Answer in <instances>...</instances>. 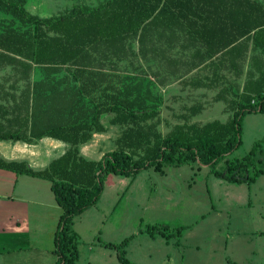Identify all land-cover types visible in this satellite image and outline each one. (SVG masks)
I'll list each match as a JSON object with an SVG mask.
<instances>
[{"label":"trees","instance_id":"obj_1","mask_svg":"<svg viewBox=\"0 0 264 264\" xmlns=\"http://www.w3.org/2000/svg\"><path fill=\"white\" fill-rule=\"evenodd\" d=\"M29 1L0 0V12L10 16V23L0 24V68L11 67L7 80L13 87L12 93L0 91V141L32 144L50 138L67 149L40 170L0 156V170L50 183L62 209L54 234L55 264H75L73 220L97 203L108 174L134 179L145 169L163 175L166 166L195 163L230 184H253L264 175L255 159L256 144L244 157L230 158L242 145L244 117L264 114V2L105 0L40 18L25 9ZM181 40L192 48L184 66L205 72L189 84L214 90L222 83L214 100L224 102L232 116L226 122L190 124V117L203 110L193 105L182 115L184 122L163 135L158 130L161 97L140 87H115L106 68L116 71L121 62L134 67L138 58L158 52L153 41ZM35 71L44 77L33 79ZM108 114L110 126L121 129L115 149L99 160L87 159L79 148L93 134L107 132L101 117ZM220 163L224 168L217 171ZM128 241L104 246L116 251L120 264H132L125 257Z\"/></svg>","mask_w":264,"mask_h":264},{"label":"rangeland","instance_id":"obj_2","mask_svg":"<svg viewBox=\"0 0 264 264\" xmlns=\"http://www.w3.org/2000/svg\"><path fill=\"white\" fill-rule=\"evenodd\" d=\"M104 1L34 0L27 9L45 18L65 14L75 5L95 7ZM8 23L7 19L0 22L3 27ZM153 43L158 52L138 58L134 67L121 62L112 71L109 65L108 80L119 89L140 87L142 92L149 89L160 96L158 130L163 135L183 123L182 115L193 105H202L203 110L188 123L226 122L232 112L224 102L214 100L222 83L206 92L187 89L191 77L205 74L189 72L184 66L192 52L185 47L187 41ZM133 47L138 49L136 43ZM173 60L182 63L173 66ZM40 71H35L33 79L44 77ZM225 75L234 80L230 73ZM111 117L102 116L101 123L109 127ZM112 131L118 135L121 129ZM255 144L257 166L264 167V114L260 113L244 117L242 145L230 158L244 157ZM223 168L220 163L215 169ZM11 197L12 226L20 230L8 239L0 233V249L15 250L0 251V264H55L54 234L62 209L50 183L23 175ZM71 229L77 237L75 264H120L116 251L104 244L119 245L128 238L124 251L132 264H264V175L253 184H230L195 163L166 166L163 175L145 169L134 179L108 174L100 199L74 218Z\"/></svg>","mask_w":264,"mask_h":264},{"label":"crops","instance_id":"obj_3","mask_svg":"<svg viewBox=\"0 0 264 264\" xmlns=\"http://www.w3.org/2000/svg\"><path fill=\"white\" fill-rule=\"evenodd\" d=\"M33 1L34 0H30L25 6V9L30 14L32 13L27 9V6ZM259 1L264 2V0ZM9 18L10 16L4 14L3 12H0V22L1 20H9ZM11 73L12 70L10 66L0 68V84L3 85V88L0 86L1 92L12 93L13 87L10 86L11 81L7 80L9 79ZM21 87L22 86H20V88ZM187 89H191L195 92L207 91L205 88L193 87L191 84H189V82L187 84ZM106 128L107 132L93 134L89 142L80 146L79 151L82 156L90 160H99L106 152H110L115 149V147L113 148L112 146L114 145V140L119 136V134L114 135V132L112 130L119 127L109 126ZM107 146H109V148L105 149ZM66 149L67 144L50 138H43L41 140L33 142L32 144H27L22 141H0V156L2 158L8 161H25L29 167L35 170L45 168L51 160L61 156L66 151ZM21 176L23 175H16L15 173L10 171L0 170V191H5L2 192V194L0 193V217L2 218L0 219V233L5 236L4 239H8L14 234L17 235L20 230L19 228L17 229L12 226V220H15V212L10 210V207L11 204H14L11 194L17 187L18 178ZM25 176L30 177L27 175ZM30 178L38 179L34 177ZM17 223L19 224L20 222L17 221ZM25 226L29 229L30 225L25 222ZM0 251L10 253L15 250L2 248L0 249Z\"/></svg>","mask_w":264,"mask_h":264}]
</instances>
